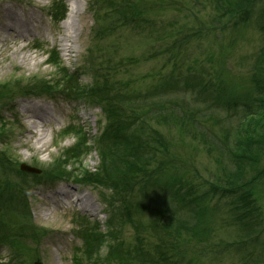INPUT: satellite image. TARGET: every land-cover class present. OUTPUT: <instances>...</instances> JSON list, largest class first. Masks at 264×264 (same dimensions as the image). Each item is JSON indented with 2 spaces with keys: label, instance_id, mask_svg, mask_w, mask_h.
Instances as JSON below:
<instances>
[{
  "label": "rangeland",
  "instance_id": "rangeland-1",
  "mask_svg": "<svg viewBox=\"0 0 264 264\" xmlns=\"http://www.w3.org/2000/svg\"><path fill=\"white\" fill-rule=\"evenodd\" d=\"M53 1L0 0V85L21 82L26 86L37 81L52 85V81L60 80L58 73L62 66L53 60L49 63L51 57L48 55L54 51L59 54L61 65L71 73H80V84L90 85L93 76L83 72V62L88 53L98 49L97 57L117 64L118 79L130 83L135 90L145 93L163 81L162 78L171 77L181 86L175 90L174 96H163L162 102L173 104L178 113L189 112L195 107L205 113L206 144L190 123L176 122L160 127L169 144L166 156L169 164L175 166L173 173L176 169V177L185 178L189 187L201 194L209 189V183L222 177L223 166L233 167L227 149L235 147L234 134L239 128L243 108L240 105L235 111L227 112L226 109L196 104L189 89L195 82L211 89L225 87V94L237 96L236 101L239 95L251 89V71L264 43L258 13L247 23L234 27L230 22L214 21L213 0H137L145 19L140 28H136L134 22H121L112 32L97 37V24L90 10L92 0H63L67 6L64 22L70 20L79 27L75 48L67 52L64 49L67 34L64 22L54 23L49 17ZM71 1L78 13L69 19ZM7 8L15 10L18 17L27 22V31H22L24 37L5 29L4 25L9 23ZM104 22L108 23L105 16ZM17 47H25L24 52L14 54ZM21 53L29 55L32 61L22 63ZM3 105L0 104V134L3 133L0 155L4 152L7 156L9 164L6 168L13 164L20 171V166L26 164L41 170L42 175L81 140V133L88 139L91 151L69 161L66 168L69 178L64 181L29 187L24 205L29 215L24 222L30 223L39 238L26 239V254L17 260L12 248L0 245V264H106L112 241L107 223L110 214L103 195L109 192L78 183L86 173H94L100 167L95 148L100 133L99 121L103 119L100 109L80 101H68L61 94H56L55 98L47 95L18 97L11 105ZM26 107L46 108L53 115L54 119L43 128L47 132V150L36 148L37 138L30 133L31 122L35 120H29L30 114L24 113ZM81 127L82 131H76ZM226 134L227 139L224 138ZM220 149H226L224 155ZM7 174V170L1 173V182ZM253 175H261L255 198L264 229V153L256 165L247 169L246 177ZM59 190L71 191V197L58 199L55 194ZM85 195L93 208L77 201ZM50 196H54L58 204L53 205L48 199ZM134 197L135 202H141L138 191ZM15 209L21 210V207ZM211 209L217 211L210 219L215 223L213 235L205 243L194 241L185 245V264L260 263L258 259H264V233L259 242H243V234L229 214L226 201L214 200ZM47 211L50 215L45 218ZM150 217L151 214L143 219L146 222ZM96 227L98 233L105 235L103 245L93 252L90 250L89 256L79 235L86 228ZM134 234L132 227L126 225L117 236L119 242L124 243L125 250L134 252L130 264H140L136 259Z\"/></svg>",
  "mask_w": 264,
  "mask_h": 264
},
{
  "label": "trees",
  "instance_id": "trees-1",
  "mask_svg": "<svg viewBox=\"0 0 264 264\" xmlns=\"http://www.w3.org/2000/svg\"><path fill=\"white\" fill-rule=\"evenodd\" d=\"M212 6L215 22H230L234 27L247 23L258 13L259 27L264 33V0H213ZM90 10L97 24V37L112 32L121 22H134L136 28L145 22L137 0H92ZM66 16V3L53 1L49 12L51 20L59 24ZM104 16L108 23L104 22ZM97 53L98 49L88 53L87 60L83 62V72L93 76L90 85L80 84V73H71L61 65L59 54L54 51L48 55L51 57L49 63L53 60L62 66L58 73L60 80L52 81V85L45 81L26 86L21 82L4 83L0 85V104L11 105L18 97L47 95L55 98L56 94H61L68 101H80L100 109L103 119L99 121L100 133L95 147L100 167L94 173H86L78 183L101 187L109 192L103 195L110 214L107 223L112 241L106 264H130L134 259V252L125 250L124 243L119 242L117 236L126 225L135 232V254L140 264H185V245L194 241L205 243L213 235L215 223L210 219L217 213L211 209L214 200L226 201L229 214L243 234V242H259L264 229L255 192L261 175L250 178L246 175L247 169L256 165L263 156L264 43L251 71V89L239 95L238 101L237 96L225 94V87L211 89L195 82L189 89L196 104L226 109L227 112L235 111L240 105L243 108L239 128L234 134L235 147L227 149L233 167L223 166L222 177L209 183V189L201 194L189 187L185 178L176 177V169L173 173L175 166L169 164L166 156L169 144L160 127L176 122L190 123L206 144L205 113L202 114L198 107L178 113L173 104L162 102L163 96H174L175 90L181 86L175 79L162 78L163 81L142 93L132 88L130 83L120 81L117 76L119 66L100 60ZM82 130L81 127L76 131ZM224 138L227 139L228 135ZM79 139L60 157L62 162L59 160L42 175L23 174L13 164L6 168L9 164L7 156L4 152L0 155V175L8 171L7 178L0 181V245L12 248L16 260L26 254V239L39 238L30 223L24 222L29 215L24 207L25 194L32 184H54L69 178L66 169L69 161L91 151L84 133ZM225 150L220 149L222 155ZM136 191L141 195V202L134 201ZM16 207H21V210H16ZM149 214L151 217L145 222L143 217ZM80 233L89 256L91 251L103 245L105 235L98 233L97 227L86 228ZM258 261L260 263H255L264 264V259Z\"/></svg>",
  "mask_w": 264,
  "mask_h": 264
},
{
  "label": "bare ground",
  "instance_id": "bare-ground-1",
  "mask_svg": "<svg viewBox=\"0 0 264 264\" xmlns=\"http://www.w3.org/2000/svg\"><path fill=\"white\" fill-rule=\"evenodd\" d=\"M8 11L9 16V23L5 24L4 27L7 31H10L12 33H18L21 37H24V34L22 33L27 31L28 24L24 20H22L20 17H18V14L15 10H12L10 8L6 9ZM74 13H78L77 7L75 6V3L71 1V10L69 14V19L73 16ZM70 20H67L63 23V27L66 28V36L64 39V49L67 52H70L74 50V45L77 42L79 27L77 23H74ZM5 42V40H3ZM25 47H17L14 50V54H17V52H24ZM20 61L24 64H27L29 62L30 56L25 55V53H21ZM32 61V59H31ZM24 113L30 114L29 120H35L31 122V130L30 133L36 136V148L40 151L47 150V132L43 129L46 124H49L51 120H53V115L49 112L48 109L38 107H26L24 109ZM72 192L71 191H65V190H59L56 192L55 196L58 197V199H69L71 197ZM49 200L52 201L53 205L58 204V200L54 196L48 197ZM78 202H82L84 204H87L88 207L93 208L92 205L88 203V197L85 195L82 199L79 198L77 200ZM50 215V211H47L44 215L45 218H47Z\"/></svg>",
  "mask_w": 264,
  "mask_h": 264
},
{
  "label": "water",
  "instance_id": "water-1",
  "mask_svg": "<svg viewBox=\"0 0 264 264\" xmlns=\"http://www.w3.org/2000/svg\"><path fill=\"white\" fill-rule=\"evenodd\" d=\"M263 153H264V148H263ZM20 171L23 173H27V174H33V175H40L41 174V170L31 167L29 165L26 164H22L20 166ZM34 264H41L40 262H35Z\"/></svg>",
  "mask_w": 264,
  "mask_h": 264
}]
</instances>
